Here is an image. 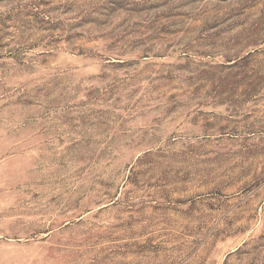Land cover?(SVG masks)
Instances as JSON below:
<instances>
[{"label":"rangeland","instance_id":"rangeland-1","mask_svg":"<svg viewBox=\"0 0 264 264\" xmlns=\"http://www.w3.org/2000/svg\"><path fill=\"white\" fill-rule=\"evenodd\" d=\"M0 264H264V0H0Z\"/></svg>","mask_w":264,"mask_h":264}]
</instances>
